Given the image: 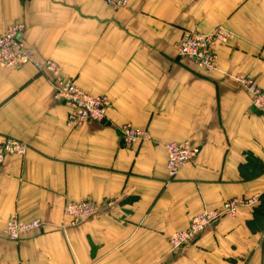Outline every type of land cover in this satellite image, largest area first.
<instances>
[{"label": "crops", "instance_id": "crops-1", "mask_svg": "<svg viewBox=\"0 0 264 264\" xmlns=\"http://www.w3.org/2000/svg\"><path fill=\"white\" fill-rule=\"evenodd\" d=\"M16 24L36 60L109 108L105 124L71 129L46 74L0 68V142L27 145L0 167V264H264V115L233 81L247 76L264 91V0H131L119 10L102 0H0V32ZM216 27L235 39L217 46V70L203 74L174 45L186 30ZM126 124L150 140L122 146ZM182 142L199 153L170 179L165 145ZM250 198L170 250L169 236L203 210ZM77 200L103 209L73 225L63 207ZM12 214L42 226L9 241Z\"/></svg>", "mask_w": 264, "mask_h": 264}, {"label": "built area", "instance_id": "built-area-1", "mask_svg": "<svg viewBox=\"0 0 264 264\" xmlns=\"http://www.w3.org/2000/svg\"><path fill=\"white\" fill-rule=\"evenodd\" d=\"M112 10L126 9L131 0H102ZM24 26L21 24L8 26L0 32V68L5 70H19L31 65L37 72L48 76V83L52 89V99L64 105L68 112L65 125L71 129L82 127L88 122L100 123L105 119L109 102L105 96H93L83 92L71 80L61 76L59 66L48 60H36L22 39ZM235 36L221 27H216L208 33H201L196 29L186 30L174 45L179 58L191 62L203 74H211L217 70V46H228ZM233 81L243 88L250 96L252 109L264 115V91L247 76H235ZM122 146H133L150 140L146 130L135 129L130 125L117 127ZM27 145L17 139L5 138L0 142V167L7 157L23 158ZM166 170L170 179H174L179 170L192 163L199 153V148L188 142L168 143L165 145ZM255 199H232L218 210H203L194 216L189 226L180 232L173 233L168 238L170 250L180 251L198 239L206 230L225 217H233L241 207H251ZM111 207L107 204L105 209ZM99 205L89 200L67 201L63 213L71 219V224H80L84 220L97 216L101 210ZM42 223L38 220L23 222L16 214L7 219L3 236L12 242H19L21 238L33 231L39 230Z\"/></svg>", "mask_w": 264, "mask_h": 264}, {"label": "water", "instance_id": "water-1", "mask_svg": "<svg viewBox=\"0 0 264 264\" xmlns=\"http://www.w3.org/2000/svg\"><path fill=\"white\" fill-rule=\"evenodd\" d=\"M100 123H102V124H105V119H104V120H102Z\"/></svg>", "mask_w": 264, "mask_h": 264}]
</instances>
